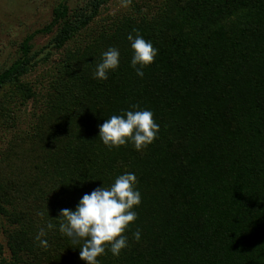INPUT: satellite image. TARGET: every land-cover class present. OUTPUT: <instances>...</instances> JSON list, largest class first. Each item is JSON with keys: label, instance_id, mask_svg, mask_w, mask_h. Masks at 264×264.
<instances>
[{"label": "trees", "instance_id": "1", "mask_svg": "<svg viewBox=\"0 0 264 264\" xmlns=\"http://www.w3.org/2000/svg\"><path fill=\"white\" fill-rule=\"evenodd\" d=\"M108 1L58 2L0 66L1 126L14 129L15 110L42 101L0 150L9 252L0 242V264H86L78 244L46 226L124 172L136 176L137 217L123 233L128 246L106 249L100 264H264V0H130V11L65 47ZM55 24L48 43L64 51L37 91L25 76L51 52L39 56L30 41ZM133 28L158 50L143 77L130 66ZM109 46L119 66L94 79ZM132 105L152 111L158 135L139 151L109 149L98 125ZM41 229L47 247L35 239Z\"/></svg>", "mask_w": 264, "mask_h": 264}, {"label": "clouds", "instance_id": "2", "mask_svg": "<svg viewBox=\"0 0 264 264\" xmlns=\"http://www.w3.org/2000/svg\"><path fill=\"white\" fill-rule=\"evenodd\" d=\"M132 49L130 66L138 77H143V69L151 64L157 49L151 40H146L138 29L133 28L126 36ZM119 50L109 46L100 55V61L92 73L94 79L106 80L109 71L119 66ZM98 136L109 149L131 143L136 150L146 147L158 135L159 125L153 119L150 109L132 105L131 110L122 109L121 114L110 115L98 125ZM133 172L117 175L108 186H97L79 199L75 209L62 208L59 211L58 225L51 221L48 229L57 228L62 235L79 245V257L86 264H100L97 258L110 252L118 256L122 248L128 246V239L123 234L129 223L134 221L141 194L136 187ZM41 229L35 239L40 247H47V240ZM140 230L132 233L134 239H140Z\"/></svg>", "mask_w": 264, "mask_h": 264}, {"label": "rangeland", "instance_id": "3", "mask_svg": "<svg viewBox=\"0 0 264 264\" xmlns=\"http://www.w3.org/2000/svg\"><path fill=\"white\" fill-rule=\"evenodd\" d=\"M64 1L69 9L83 5L86 0H0V66L8 64L14 57L19 55V43L29 33L35 29L42 27L52 19V8L58 2ZM142 4H158L161 0H134ZM148 10L147 8H145ZM131 10L130 0H109L100 7L99 18H96L88 28L83 30L81 34L74 40L65 44L70 47L75 43L87 38L89 31L96 29L101 23L110 21L114 17ZM56 24L52 26L50 32H40L33 36L30 43L32 50H40L39 56L50 50V55L46 61H41L33 71L25 77L35 84L36 90L44 91L43 85L46 82L49 67L59 60L63 54V47L56 50L49 46V39L53 35ZM42 85V86H41ZM42 107L41 98L38 102L29 100L26 107L16 109V123L14 129H21L28 126L32 121V112L39 111ZM14 129H8L0 125V150L5 147L6 141L10 138ZM5 220L0 216V242L3 244V254L8 258V249L4 247L6 236L4 229L6 228Z\"/></svg>", "mask_w": 264, "mask_h": 264}]
</instances>
